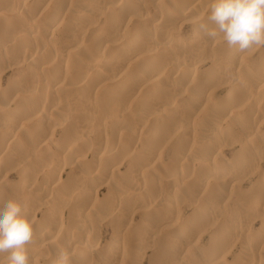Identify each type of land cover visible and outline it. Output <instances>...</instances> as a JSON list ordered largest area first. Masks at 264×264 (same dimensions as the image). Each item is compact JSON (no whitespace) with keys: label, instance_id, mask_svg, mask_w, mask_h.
Masks as SVG:
<instances>
[{"label":"bare ground","instance_id":"6f19581e","mask_svg":"<svg viewBox=\"0 0 264 264\" xmlns=\"http://www.w3.org/2000/svg\"><path fill=\"white\" fill-rule=\"evenodd\" d=\"M212 2L0 0L29 264H264V47L205 36Z\"/></svg>","mask_w":264,"mask_h":264},{"label":"clouds","instance_id":"9594fccd","mask_svg":"<svg viewBox=\"0 0 264 264\" xmlns=\"http://www.w3.org/2000/svg\"><path fill=\"white\" fill-rule=\"evenodd\" d=\"M207 20L214 27L205 22L198 27L211 40L220 37L241 53L264 47V0H213ZM33 236V221L23 214L21 203L15 198L6 201L0 207L3 262L29 264L27 245L32 243ZM56 264H68L67 252H58Z\"/></svg>","mask_w":264,"mask_h":264},{"label":"rangeland","instance_id":"374dc122","mask_svg":"<svg viewBox=\"0 0 264 264\" xmlns=\"http://www.w3.org/2000/svg\"><path fill=\"white\" fill-rule=\"evenodd\" d=\"M13 179H16V180H17V178H16V177H15V178H13ZM16 180H15V181H16ZM252 181H253V180H249V181H247V183H246V184H247V185H250ZM99 191H100L101 193H104V192H105L104 188H100V189H99ZM103 233H105V234H106V232H105V231H103Z\"/></svg>","mask_w":264,"mask_h":264}]
</instances>
